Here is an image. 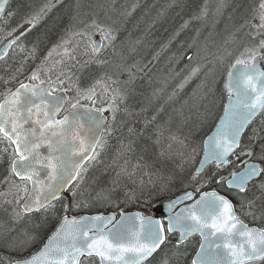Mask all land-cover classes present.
<instances>
[{
    "label": "snow or ice",
    "instance_id": "1",
    "mask_svg": "<svg viewBox=\"0 0 264 264\" xmlns=\"http://www.w3.org/2000/svg\"><path fill=\"white\" fill-rule=\"evenodd\" d=\"M9 5L0 0V31L16 16L22 22L0 39V264H264V226L245 222L264 225V0L233 8L223 43L200 44L196 29L169 57L164 83L178 82L168 101L193 80L204 115L217 89L221 100L227 95L202 141L185 133L188 118L159 103L164 89L148 92L144 81L152 84V61L193 22L221 15L225 0L196 5L147 63L136 58L142 39L126 28L135 4ZM57 5L63 11L48 31L63 25V35L21 79L42 37L19 67L9 63L13 46L24 51L17 41L25 26L35 28ZM167 7L179 16L193 6ZM213 184L227 195L204 190ZM128 205L142 210L128 213Z\"/></svg>",
    "mask_w": 264,
    "mask_h": 264
},
{
    "label": "trees",
    "instance_id": "2",
    "mask_svg": "<svg viewBox=\"0 0 264 264\" xmlns=\"http://www.w3.org/2000/svg\"><path fill=\"white\" fill-rule=\"evenodd\" d=\"M15 2L17 5L18 0H16ZM15 2H14V4H15ZM168 2L169 1L166 2V1H162V0H127V2L125 3V7H127L129 10H132L131 6L133 4L138 6L141 3L145 7H148V6L154 7L153 8L154 9V15H150L149 17H146L145 15H141V14L138 15V13L136 14V12L134 14H132L130 17H128V19H130V21L133 22L134 26L141 25L142 22L147 20V25L145 27L146 29H145L144 33L141 35V37H139V38L142 39V41L144 43L149 42V41L151 42V47H150L151 52L149 55L144 56L142 58L143 60L148 58L152 54L156 53L157 51H159L160 48H158V47L167 43L169 38H170L169 36H167L164 39V42L161 41V43H159V41L156 42L157 38H156V34H155V27L157 25V17L163 16L169 10V8L167 7L169 5ZM187 2L192 4L193 7L192 8H186L185 11L179 15L178 18L182 19L183 21L189 19V17H187L185 13L188 11L189 12L188 16H190L192 11L196 10V5L202 4L204 2V0H200V2H199V0H187ZM217 2H218V0H209V3L212 5H215ZM244 2H246V0H225V4L227 6L224 8L221 15H219V16L210 15L207 18V20L204 22H193L189 27L190 31H188L187 34L184 36L183 41H180V38L177 37L176 40H174L173 46H170L165 51V53H166L165 58H164L165 60L164 61H160V60L155 61L154 65H153V72L150 74L153 77L152 84L150 86H148L147 79H145L144 83L147 87L148 92H151L152 88L164 89L163 93L160 96V100H161L160 104L165 105L166 98L172 92L173 88L175 87V83L178 82V81L174 82L171 79H169L167 82V85H165V83H164L165 77L168 76V69L173 67V63L169 62V57L174 52L177 51V49L180 47L181 43H183L185 41L191 42V38L196 35V31H194L195 29H201L202 28V30H201L202 43L201 44H203L206 39H207V43L209 44V46H211L214 42L215 43H223L225 38L228 36L229 32L233 30V22L230 21V19H229L230 14L233 13V8H235L237 6V4L242 5ZM135 10H137V7L135 8ZM239 10H242V8L238 9V11ZM178 11H180V10L178 8H176L174 15L178 16L176 14ZM132 12H133V10H132ZM161 12H163V15H159ZM53 14L51 13L50 16L48 17V19H46L44 23L39 25L36 30L33 29L31 32H28V34L27 33L25 34V36H26L25 39L27 42L33 41L35 43V41L32 39H34V37H38V36L40 37L41 34L43 33L44 29H46V31H47L45 33L49 32L48 29L50 28L53 21L55 20L54 18H52ZM183 21H181L180 24L183 23ZM229 21L231 22L230 23L231 27L227 28L226 24ZM47 24H49V27L47 26ZM62 33H63V31H62ZM48 34H51V32H49ZM185 63H186V61H182L178 67H183ZM262 66L264 68V62H262ZM34 67L35 66H33V68ZM72 71L76 75L79 74L78 72H76L75 69H72ZM224 76L226 77V72H224ZM198 83H199L198 80H193L192 82L189 83L188 86H186V88L184 90H182L186 93V95H187L186 102H188L189 105L194 109L193 114L195 115L192 118L185 116V118H188V124L185 126L184 131L187 134L189 129H191V131L194 135V138L197 141L201 140L212 129L214 123L216 122V120L218 119V117L220 116V114L222 112L223 104H224V102L226 100V96H227L225 93L223 100H221L219 97V89H217L218 94H217V98H216V104L210 108V114L204 115L203 114L204 113V106L202 103H200L199 97L193 96V90L196 88V85ZM221 87H222V84H221ZM2 90H3L2 86H0V91H2ZM182 91H179V93H181ZM208 116H211V124L206 129H204L202 132V130L200 129V123L199 122L202 120V118L207 120ZM100 167H102V166H98L95 171H93L89 174V176L91 177V175L99 174ZM229 171H231V169H229ZM226 174L227 173H225V175ZM212 188H216L221 193L227 195V193L224 191V189L220 188L219 186H217L215 184H213L210 188H207V189H212ZM204 190H206V189H204ZM229 198L233 199L231 196H229ZM233 202L236 203L235 200H233ZM122 207L124 208V211L142 210V209H139L136 205H128V206H122ZM111 210L112 209H109V211H111ZM145 214L148 215L149 212H145ZM245 222L249 223V225H256L258 227L264 226V225H261L258 223L253 224L249 220H245ZM197 245H198V239L195 238L194 243L189 248V259L191 258L192 254L194 253ZM38 247H39V245L36 248H38ZM33 250H35V249H33Z\"/></svg>",
    "mask_w": 264,
    "mask_h": 264
},
{
    "label": "rangeland",
    "instance_id": "3",
    "mask_svg": "<svg viewBox=\"0 0 264 264\" xmlns=\"http://www.w3.org/2000/svg\"><path fill=\"white\" fill-rule=\"evenodd\" d=\"M162 1H169L168 3H172V0H162ZM20 0H18L17 3H19ZM44 0H32V3L38 7L39 4L43 3ZM127 2V0H118V3L121 5L125 6V3ZM200 2V0H199ZM157 6V5H156ZM154 7L153 6H148L145 7L142 3L139 4L137 6V10H133L132 14H134L136 12V14L138 13L141 15H145L146 17H149L150 15H154ZM12 9V7L10 8ZM63 11V8L60 5H57L56 8H54L51 13L53 14L52 18H56V16L58 14H60ZM176 11V8H169V10L161 17H157V25L155 27V34H156V42L159 41V43H161V41L164 42V39L167 36H171V34L176 31V29L179 27L180 22L183 21L182 19L178 18L179 16L174 15ZM186 16L189 17V12L187 11ZM50 16V15H49ZM48 16V17H49ZM156 16V15H155ZM174 16V17H173ZM48 17L46 19H48ZM173 18V19H172ZM20 19V16H18L16 18V20ZM230 21L226 24L227 28H230ZM147 25V20L142 22L141 25L138 26H134L133 22L130 21V19L127 20V24H126V28L128 30V32H131L132 34V39L135 40L136 38L141 37V35L144 33L145 31V27ZM47 26L49 27V24H47ZM216 26V25H215ZM4 27V31H0V39H2L3 37L6 36L7 30H9L10 28H8V26H3ZM202 27V26H201ZM37 29V28H36ZM35 29V30H36ZM48 29V28H47ZM62 29H63V25H61L58 28H55L51 31V34H48L45 36L44 33L47 32L46 29H44L43 33L41 34L40 37H42L41 42L39 44V47H43L45 46L47 43L50 42V44L47 45V47L45 48L44 51V56L47 55L48 50L50 48L53 47V45L57 42H59V39L61 37V35H63L62 33ZM202 30V28L200 29ZM190 31L189 28L185 29L183 32L180 33V35L178 36L180 38V41H183L184 36L187 34V32ZM196 31V29L194 30ZM128 32H123L120 35V39H123L124 36H126L128 34ZM62 33V34H61ZM36 38L34 37V40L36 42ZM98 39V37H97ZM199 42L200 44L202 43V33L199 37ZM218 40V39H217ZM52 41V42H51ZM17 44L23 45L24 47V51H21V49L19 47H17L16 45H14L13 47L15 48V52H16V56H15V60L14 61H9V63H13L15 65V67H19L20 63L24 61L25 56L28 55V52L31 50L33 44H27L25 45L22 41V39H20L19 41H17ZM174 41L172 42V44L170 46H173ZM151 42H142L141 45L138 46V52L139 54L137 55V59H142L144 56H147L150 54L151 52ZM153 54L151 56H149L148 58L144 59L143 62L147 63L149 60H151ZM87 57L81 56V59H86ZM43 59V58H41ZM40 58H29L27 60V62L24 63V75L21 77V79H24L25 77H27L31 71L40 63L41 61ZM53 59H59V57H53ZM153 62V61H152ZM154 62L150 65V67L153 68ZM33 66H35L33 68ZM186 93L184 91H182L181 93H178V95L171 101H168V97L166 98V101H168L165 104V107L167 108V111L169 113H171L177 120L181 119V113L183 114V117L185 118V116L192 118L193 116H195L193 114L194 109L189 105L188 102H186ZM161 102V100H159V103ZM213 121V120H212ZM200 123V129L203 130L206 129L210 124H211V116H208V119L205 120L204 118H202V120L199 122ZM201 139V138H200ZM202 140V139H201ZM199 140V141H201ZM36 248V247H34ZM33 248V249H34ZM32 249V250H33ZM3 249H0V252H3Z\"/></svg>",
    "mask_w": 264,
    "mask_h": 264
},
{
    "label": "bare ground",
    "instance_id": "4",
    "mask_svg": "<svg viewBox=\"0 0 264 264\" xmlns=\"http://www.w3.org/2000/svg\"><path fill=\"white\" fill-rule=\"evenodd\" d=\"M16 0H10V5L8 6L9 8H11L12 7V9H14L15 7H16V2H15ZM14 2H15V4H14ZM42 4V3H41ZM41 4H39V6L41 5ZM38 6V7H39ZM51 14V12L48 14V16ZM48 16H46L45 18H44V20H42L35 28H31V26H28V25H26L25 26V28L27 29V34H28V32H31L33 29H36L39 25H41L42 23H44L45 22V20H46V18L48 17ZM18 16H16L15 18H13L12 19V21H11V24H10V26H8V28H10V27H14V26H16L17 25V23H19V22H22L21 21V19H18V20H16V18H17ZM31 29L30 31L28 30V29ZM25 33V34H26ZM26 36L25 35H23V37H22V41H23V43L25 44V45H27V44H30V43H32V44H34V42L33 41H30V42H27L26 41ZM52 42V41H51ZM48 44H50V42L49 43H47L45 46H43V47H39V50H38V52H37V58H43L44 57V51H45V48L47 47V45ZM158 48H161V46H159ZM166 51V50H165ZM165 51L164 52H162L161 53V55H160V57H159V59L158 60H160V61H164L165 59V55H166V53H165ZM158 60H156V61H158ZM154 63H155V61H153ZM152 62V63H153ZM260 67L261 68H263V66H262V62L260 63ZM79 75V74H78ZM226 101H227V96H226V100H225V102L224 103H226ZM223 114V109H222V112H221V114H220V116ZM219 116V117H220ZM219 117H218V119L216 120V122H218V120H219ZM216 122L214 123V125H213V127H212V129L214 128V126H215V124H216ZM212 129L209 131V133L212 131ZM209 133L206 135V136H204L203 138H202V140L203 139H205L208 135H209ZM201 148H202V145H201ZM201 155H202V151H201ZM237 163H239V161H237ZM226 195V194H225ZM46 238V237H45ZM39 245V244H38ZM37 245V246H38ZM36 245L34 246V247H37ZM35 249V248H34Z\"/></svg>",
    "mask_w": 264,
    "mask_h": 264
},
{
    "label": "water",
    "instance_id": "5",
    "mask_svg": "<svg viewBox=\"0 0 264 264\" xmlns=\"http://www.w3.org/2000/svg\"><path fill=\"white\" fill-rule=\"evenodd\" d=\"M260 66V65H259ZM227 102V101H226ZM223 115V114H222ZM215 129V126H214V128L212 129V131ZM212 131L209 133V135H211V133H212ZM206 191H211V190H206ZM198 198V197H197ZM126 212H128V213H132V212H129V211H126ZM133 212H136V211H133ZM117 218H119V217H117ZM251 227H257V226H251ZM197 238L199 239V237L197 236ZM194 255V254H193Z\"/></svg>",
    "mask_w": 264,
    "mask_h": 264
}]
</instances>
